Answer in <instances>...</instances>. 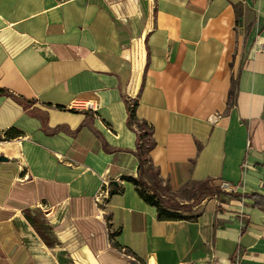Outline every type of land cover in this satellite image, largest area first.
<instances>
[{
	"label": "crops",
	"instance_id": "crops-1",
	"mask_svg": "<svg viewBox=\"0 0 264 264\" xmlns=\"http://www.w3.org/2000/svg\"><path fill=\"white\" fill-rule=\"evenodd\" d=\"M260 43L264 0H0V138L18 134L0 142V236L13 264H264ZM142 124L159 181L144 175L145 190L189 206L182 220L160 221L128 180ZM196 186L216 193L195 202Z\"/></svg>",
	"mask_w": 264,
	"mask_h": 264
},
{
	"label": "trees",
	"instance_id": "trees-1",
	"mask_svg": "<svg viewBox=\"0 0 264 264\" xmlns=\"http://www.w3.org/2000/svg\"><path fill=\"white\" fill-rule=\"evenodd\" d=\"M130 102L127 101L128 110L130 111L129 119L131 121L135 120V112L130 106ZM15 130L8 132L6 137L8 139H14L18 134L14 132ZM140 144L138 145L136 156L139 160V177L136 178H128V180L133 183L137 188L140 197L150 206L155 207L158 212V219L160 221H175V220H182L181 214H179L177 211H182L183 209L189 208V206H168L165 204V202L162 200L160 195L158 193H154L153 195H150L143 187L146 186L145 182L143 181V176L145 174V167L149 163L150 159L148 157V151L149 147L145 145L146 141L151 142V131L148 129V127L145 124H142V129L140 130L139 135ZM157 188V186H155ZM199 188H204L203 186H196L193 188L192 194L195 197L196 190ZM216 192H213L211 190L207 191L206 193H203L202 195H212ZM202 195H199L197 197V201H200V199L203 197ZM169 209H172L174 211H171Z\"/></svg>",
	"mask_w": 264,
	"mask_h": 264
},
{
	"label": "rangeland",
	"instance_id": "rangeland-1",
	"mask_svg": "<svg viewBox=\"0 0 264 264\" xmlns=\"http://www.w3.org/2000/svg\"><path fill=\"white\" fill-rule=\"evenodd\" d=\"M7 141H11L10 139H8L6 136H4V138H0V142H7ZM145 176L147 178V180H149V182H152L153 183V187L152 189H157L159 188V181H158V177H157V174L155 173L154 170H152L148 165H146L145 167ZM144 177V176H143ZM144 181V179H143ZM145 182V181H144ZM146 186L143 185L144 189H149L147 183L145 182ZM155 186H157V188H155ZM207 192V189L204 187V188H199L196 190V193L195 194V197L194 199L197 201V197L199 195H202L203 193H206ZM193 196V194H192ZM172 206H180L179 204H172ZM43 209H47V208H42L41 210ZM188 209V208H187ZM182 211H185V209H183ZM31 224H32V227L34 228V230L38 233V234H42L44 236V238H48L47 237V230L46 229H50L47 225V223H49L48 221L46 220H43V216L42 214H37L36 217H34V221H30ZM52 229L54 231H57V228H55L54 226H51ZM14 231V230H13ZM17 237H19V235L17 234ZM13 258L12 256H10V246L5 243L2 239V237L0 236V264H13ZM73 263L71 264H79L78 260H76V258L74 259L73 258Z\"/></svg>",
	"mask_w": 264,
	"mask_h": 264
},
{
	"label": "built area",
	"instance_id": "built-area-1",
	"mask_svg": "<svg viewBox=\"0 0 264 264\" xmlns=\"http://www.w3.org/2000/svg\"><path fill=\"white\" fill-rule=\"evenodd\" d=\"M258 51L261 52V53H264V44H262V43L259 44ZM221 117L222 116L220 114H215L212 117V120L215 123H217L218 121H220ZM109 186H110L109 182L106 181L104 183V188L98 194V196L95 198V202L98 205V207H100V208L106 203V199L108 198V193H109ZM223 188L228 190V189H231L232 186L229 183L224 182L223 183ZM122 253H124V255H126L128 258L133 259L129 254H127L126 250H122Z\"/></svg>",
	"mask_w": 264,
	"mask_h": 264
},
{
	"label": "water",
	"instance_id": "water-1",
	"mask_svg": "<svg viewBox=\"0 0 264 264\" xmlns=\"http://www.w3.org/2000/svg\"><path fill=\"white\" fill-rule=\"evenodd\" d=\"M9 161V159L7 158V157H5V156H1L0 157V162H8ZM112 184L115 186V187H118L119 186V184L117 183V182H112Z\"/></svg>",
	"mask_w": 264,
	"mask_h": 264
},
{
	"label": "bare ground",
	"instance_id": "bare-ground-1",
	"mask_svg": "<svg viewBox=\"0 0 264 264\" xmlns=\"http://www.w3.org/2000/svg\"><path fill=\"white\" fill-rule=\"evenodd\" d=\"M77 102V101H76Z\"/></svg>",
	"mask_w": 264,
	"mask_h": 264
}]
</instances>
